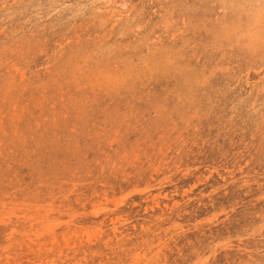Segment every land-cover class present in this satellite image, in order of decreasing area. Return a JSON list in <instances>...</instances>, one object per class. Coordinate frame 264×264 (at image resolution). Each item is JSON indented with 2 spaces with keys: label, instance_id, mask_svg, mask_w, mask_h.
Segmentation results:
<instances>
[{
  "label": "rangeland",
  "instance_id": "1",
  "mask_svg": "<svg viewBox=\"0 0 264 264\" xmlns=\"http://www.w3.org/2000/svg\"><path fill=\"white\" fill-rule=\"evenodd\" d=\"M0 264H264V0H0Z\"/></svg>",
  "mask_w": 264,
  "mask_h": 264
}]
</instances>
